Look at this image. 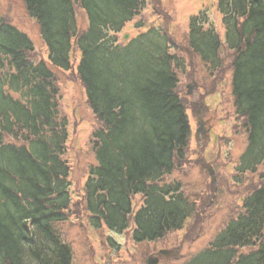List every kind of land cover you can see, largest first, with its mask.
<instances>
[{
    "label": "trees",
    "instance_id": "16d2710c",
    "mask_svg": "<svg viewBox=\"0 0 264 264\" xmlns=\"http://www.w3.org/2000/svg\"><path fill=\"white\" fill-rule=\"evenodd\" d=\"M22 1L39 24L53 65L70 67L73 43L81 54L76 70L100 123L92 134L97 165L84 186L88 223L122 232L132 216L136 242L181 227L192 204L179 181L164 179L185 159L189 142V122L176 94L177 65L184 70L185 59L171 55L159 21L143 32L141 20L130 45L115 35L141 14L146 0ZM76 2L87 16L82 33ZM217 6L224 43L234 51L236 111L248 132L236 168L255 172L264 164V0H217ZM213 26L205 11L191 16L188 45L216 73L223 42ZM33 50L29 36L0 16V264H73L72 247L57 228L73 210L64 158L67 120L58 115L53 73L43 61L29 59ZM136 195L142 204L135 210ZM245 208L184 264H264V184Z\"/></svg>",
    "mask_w": 264,
    "mask_h": 264
},
{
    "label": "rangeland",
    "instance_id": "374dc122",
    "mask_svg": "<svg viewBox=\"0 0 264 264\" xmlns=\"http://www.w3.org/2000/svg\"><path fill=\"white\" fill-rule=\"evenodd\" d=\"M201 11L207 12L210 24L224 37L225 24L217 8V0H147L140 16L120 32L132 33L135 37V33L140 31L135 29L138 20L145 21L147 26L159 21L167 32L170 25L179 28L177 32L171 30L172 52L183 57L186 65L184 72L178 69L176 93L188 104L185 108L192 128L185 160L179 161L164 181L181 182L184 191L196 203L197 212L187 220L183 229L168 233L164 239L134 243L126 233H111L119 244L120 250H117L119 247L116 245L109 247L106 239L110 232L106 227L95 229L88 223L83 204L84 184L90 167L96 163L92 134L100 123L86 100L84 86L74 66L75 55L69 71L65 73L55 69L59 118L67 120L68 140L64 158L70 165L73 202L70 219L57 224V228L63 240L72 246L73 264H146L150 256L158 259L157 264H181L206 248L229 220L244 213L245 198L264 183V164L256 172L239 173L236 168L247 146L248 132L245 117L237 114L232 93L234 51L223 45V65L218 72L211 73L186 44L189 19ZM75 12L78 24H84V12L77 3ZM0 16L3 22L20 28L32 39L34 51L29 54L31 61L45 58L46 48L39 24L29 15L22 0H0ZM133 36L128 37L124 44ZM200 105L203 108L201 114L211 123L212 131L208 143L199 141L201 147L198 135L193 131L196 127L193 113ZM161 249L168 252L157 254Z\"/></svg>",
    "mask_w": 264,
    "mask_h": 264
}]
</instances>
